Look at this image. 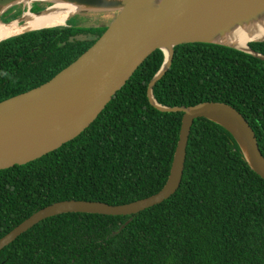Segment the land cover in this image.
Returning a JSON list of instances; mask_svg holds the SVG:
<instances>
[{
    "label": "trees",
    "instance_id": "trees-1",
    "mask_svg": "<svg viewBox=\"0 0 264 264\" xmlns=\"http://www.w3.org/2000/svg\"><path fill=\"white\" fill-rule=\"evenodd\" d=\"M77 19L0 42V103L50 80L112 22ZM250 46L264 54V42ZM175 51L171 70L154 88L157 102L232 106L252 127L264 156V60L216 44ZM164 62L163 51L152 54L73 140L0 171V239L57 201L117 206L163 189L182 124V113L160 112L148 99L149 83ZM0 264H264V179L228 132L196 119L182 184L170 199L132 216H51L0 251Z\"/></svg>",
    "mask_w": 264,
    "mask_h": 264
},
{
    "label": "water",
    "instance_id": "water-1",
    "mask_svg": "<svg viewBox=\"0 0 264 264\" xmlns=\"http://www.w3.org/2000/svg\"><path fill=\"white\" fill-rule=\"evenodd\" d=\"M57 2L74 7V15L101 11L117 12L118 15L98 41L50 80L0 103V171L36 160L80 135L158 50L164 52L165 62L149 83L147 95L150 104L160 112L182 113L179 141L168 180L157 194L117 206L71 199L54 202L33 213L1 238L0 251L51 216L68 212L132 216L170 199L182 184L186 147L196 119H206L228 132L249 168L264 179V156L255 133L235 108L220 102L166 107L154 97L156 84L173 66L178 46L216 44L264 60V54L250 46L251 42H264V39L246 40V48L218 41L236 26L264 12V0H0V17L12 8L28 6L25 16L22 12L16 18L0 19V22L12 24L15 21L23 25L30 15H51L50 6ZM34 3H48L49 6L33 12ZM55 26L22 30L0 42Z\"/></svg>",
    "mask_w": 264,
    "mask_h": 264
},
{
    "label": "bare ground",
    "instance_id": "bare-ground-1",
    "mask_svg": "<svg viewBox=\"0 0 264 264\" xmlns=\"http://www.w3.org/2000/svg\"><path fill=\"white\" fill-rule=\"evenodd\" d=\"M13 9L7 11V13L13 11ZM50 9L53 13L42 17H36V15H30L27 12L30 15V19L23 25H18L15 21L12 24H3L0 22V41L5 39V37L26 29L66 25L75 14L74 7L59 2L56 5L50 6ZM25 14L24 12L23 15L25 16ZM249 39H264V12L257 14L256 18L236 26L226 37L218 41L225 42L236 48H246L244 42Z\"/></svg>",
    "mask_w": 264,
    "mask_h": 264
},
{
    "label": "rangeland",
    "instance_id": "rangeland-1",
    "mask_svg": "<svg viewBox=\"0 0 264 264\" xmlns=\"http://www.w3.org/2000/svg\"><path fill=\"white\" fill-rule=\"evenodd\" d=\"M36 6H37V8H40L42 5L41 4H36ZM27 9H28L27 5L18 6V7H15L13 9V11L10 12V14L15 13L13 15V17H16V16H19L22 12L26 11ZM81 14L73 15L74 19L78 18L75 21L76 22L79 21V22H82V23H86L88 25H96L97 23H99V20L101 19V17H102V19H108V20H112L113 21L118 15L117 12L115 13V12H110V11H101V12H97V13H86L87 15H81ZM0 19L5 20L6 18L2 15L0 17ZM68 24H69V22H68Z\"/></svg>",
    "mask_w": 264,
    "mask_h": 264
},
{
    "label": "crops",
    "instance_id": "crops-1",
    "mask_svg": "<svg viewBox=\"0 0 264 264\" xmlns=\"http://www.w3.org/2000/svg\"><path fill=\"white\" fill-rule=\"evenodd\" d=\"M36 4H41L42 6L40 8H37ZM33 5L34 6L31 8V11H33V12L40 11L42 9H45L47 6H49L48 3H44V4L43 3H34ZM10 12H12V11H10ZM10 12H8V13L5 12V13L2 14L6 18L4 21H8L10 19H13V18L17 17V16L13 17V15L15 13L10 14Z\"/></svg>",
    "mask_w": 264,
    "mask_h": 264
}]
</instances>
